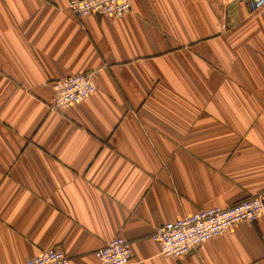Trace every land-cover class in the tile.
<instances>
[{
  "label": "crops",
  "instance_id": "1",
  "mask_svg": "<svg viewBox=\"0 0 264 264\" xmlns=\"http://www.w3.org/2000/svg\"><path fill=\"white\" fill-rule=\"evenodd\" d=\"M77 17L69 0H0V264L58 247L100 264H264V214L174 258L155 229L203 207L264 196V6L131 0ZM91 73L64 110L52 83Z\"/></svg>",
  "mask_w": 264,
  "mask_h": 264
},
{
  "label": "built area",
  "instance_id": "2",
  "mask_svg": "<svg viewBox=\"0 0 264 264\" xmlns=\"http://www.w3.org/2000/svg\"><path fill=\"white\" fill-rule=\"evenodd\" d=\"M254 12L264 6V0H244ZM73 13L84 18L89 15L121 18L131 10V0H69ZM52 107L64 110L77 105L96 92L91 73H77L52 83ZM264 214V196L256 194L227 207H203L190 215L159 225L152 239L158 243L160 253L179 258L189 255L200 245L230 231L237 223L255 222ZM100 264H129L133 246L124 236H116L95 252ZM27 264H70V257L58 247L42 249L28 259Z\"/></svg>",
  "mask_w": 264,
  "mask_h": 264
},
{
  "label": "bare ground",
  "instance_id": "3",
  "mask_svg": "<svg viewBox=\"0 0 264 264\" xmlns=\"http://www.w3.org/2000/svg\"><path fill=\"white\" fill-rule=\"evenodd\" d=\"M132 5V4H131Z\"/></svg>",
  "mask_w": 264,
  "mask_h": 264
}]
</instances>
